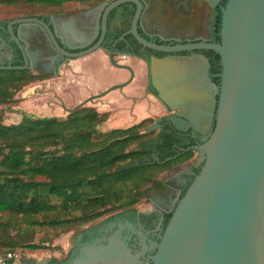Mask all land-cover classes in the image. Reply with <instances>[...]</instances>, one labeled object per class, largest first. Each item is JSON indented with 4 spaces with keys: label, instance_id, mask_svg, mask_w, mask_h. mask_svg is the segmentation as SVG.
Listing matches in <instances>:
<instances>
[{
    "label": "water",
    "instance_id": "obj_1",
    "mask_svg": "<svg viewBox=\"0 0 264 264\" xmlns=\"http://www.w3.org/2000/svg\"><path fill=\"white\" fill-rule=\"evenodd\" d=\"M127 1L138 4L129 33L143 47L168 54L213 50L219 55L218 85L202 53L153 56L148 61L157 98L188 119L198 133L209 134L213 129L203 144L194 147L198 163L175 172L181 177L176 189L182 191L194 168L201 166L184 196L174 202L159 242H151L150 248L137 254L115 241L108 246L92 245L74 264H264V0H226L220 9L219 43L213 42L216 7L223 0H153L142 19L138 0H118L110 9ZM23 23L15 34L13 25ZM139 24L149 35L168 38L166 33L183 32L190 41H203L158 45L139 34ZM42 26L47 27L38 19H19L9 24L8 32L23 49V27L31 29L36 39ZM102 39L103 35L96 46L73 56L95 51ZM109 58L113 66L129 69L118 65L112 55ZM27 65L26 60L24 66H0V70H24ZM122 87L114 85L75 108L64 109L72 113ZM147 250L153 254L144 262L141 257Z\"/></svg>",
    "mask_w": 264,
    "mask_h": 264
},
{
    "label": "trees",
    "instance_id": "obj_2",
    "mask_svg": "<svg viewBox=\"0 0 264 264\" xmlns=\"http://www.w3.org/2000/svg\"><path fill=\"white\" fill-rule=\"evenodd\" d=\"M54 2L0 0V18L41 14ZM40 79L0 70V108ZM107 120L81 107L65 119L24 116L7 126L0 109V252L47 249L34 243L44 230L72 231L142 204L149 185L195 158L193 141L182 144L170 127L155 132L152 119L104 133Z\"/></svg>",
    "mask_w": 264,
    "mask_h": 264
},
{
    "label": "flooded vegetation",
    "instance_id": "obj_3",
    "mask_svg": "<svg viewBox=\"0 0 264 264\" xmlns=\"http://www.w3.org/2000/svg\"><path fill=\"white\" fill-rule=\"evenodd\" d=\"M54 1L41 14L0 20V66H24L27 60V69L24 70L41 77L44 84L64 74L65 77L60 81L59 100L67 109L75 108L77 104H81L92 96L99 95L114 85L122 84L124 87L89 102L100 101V103L93 104L91 107L99 113H106L108 119L114 121L152 119L155 121L153 126L157 127V131H163L167 127H170L171 131L175 130L177 133L176 139L182 144H189L193 141L195 147L203 144L209 138L211 131L209 134L198 133L188 119L169 110L157 98L150 82L148 61L153 56L158 58L167 56L189 57L202 53L210 62L212 80L213 82L218 81V85L221 62L215 51L190 50L168 54L143 47L129 33L138 10V4L134 1L121 3L112 9H110L111 6L118 0ZM138 1L141 4L140 18L142 19L153 0ZM225 2L223 0L216 7L218 17L214 43L220 42V22L218 23V21H220V9L225 5ZM19 19H38L47 26H42V31L38 30L39 38L36 39L32 38L31 29L23 27L22 32L26 39V41L21 42L23 49L8 32L9 24ZM21 25H26V23L13 25L12 28L15 34L18 33ZM149 29L150 32L153 31V29ZM138 30L139 34L145 39L162 46L187 45L203 41L202 39L190 41L188 39L189 34L183 32H176L174 35L166 33L165 35L168 38L154 32V34L149 35L145 33L140 24ZM50 32L54 34V37ZM102 35L103 39L95 51L81 57L73 56L82 54L96 46ZM96 55H100L107 61V70L113 72L124 71L126 77H119V73L112 74L110 76L117 78L115 83L104 86L97 92H89L83 95V98H79L81 96L80 90L91 85L90 74L97 73L101 67L100 63L93 61ZM110 55L113 56L118 65L129 67V69L113 66L109 58ZM68 88L75 92L74 95H70V100L76 99L74 103L70 100L67 103V100L63 99ZM87 105L84 107H88ZM161 106L165 108L164 112L161 111ZM66 113V117L71 114L68 111ZM197 155L198 152L195 156L197 157ZM197 163L195 159L187 166L196 165ZM200 169L201 166L194 168L182 191L176 189L181 185V177L177 181L160 178L158 184L153 183L147 187L145 203L108 214L97 220L93 225L94 227H91L92 229H86L83 232L81 243H78L75 249L68 253L67 259L62 260L60 257L53 255L48 256L40 264H68V261L73 264L76 259L83 255V249L86 245L96 243L108 246L111 241L124 242L133 254L143 252L145 248H150L151 242H159L171 219L174 202L184 196ZM150 254H153V252L147 250L141 260L146 262ZM122 258L124 262L129 261L130 263V260H127L125 256Z\"/></svg>",
    "mask_w": 264,
    "mask_h": 264
},
{
    "label": "rangeland",
    "instance_id": "obj_4",
    "mask_svg": "<svg viewBox=\"0 0 264 264\" xmlns=\"http://www.w3.org/2000/svg\"><path fill=\"white\" fill-rule=\"evenodd\" d=\"M64 77L65 75L61 74L59 78H54L51 81H47L46 84H44L42 79H40L32 84L25 86L16 95V99L20 100L18 104L11 103L8 105H4L0 108L2 113L4 114V124L7 126L19 124L23 121L24 116H27L32 119H38V118L65 119L67 113L63 108L64 107L63 103H61L59 100L60 81ZM66 91H67L66 93L69 95L75 94V92H72L70 88H68ZM74 97L76 98L77 96ZM75 101L76 99L70 100V102L72 103H74ZM98 103H100V101L95 103H89L87 106L91 107V105ZM78 105L79 104H77V106ZM164 110L165 108L161 106V111L164 112ZM133 123H134L133 121H114L108 119L104 124L100 126L99 129L102 132L106 133L113 129L128 128ZM153 130L156 132L157 127L156 129ZM138 147H139L138 145H135L133 148L136 149ZM174 171L175 170L166 171L165 173L162 174L161 176L162 179L171 180V178L174 175ZM143 203H145V201ZM95 223L96 221L67 232L51 231V230L42 231L35 237L34 243H36L37 245H41L42 247H48V248L38 249V250L28 249L27 251H24L25 253L22 252L25 255L24 259L36 258L37 260L42 262L48 256H53V255L60 257V259L62 260L67 259L69 255L68 253H70V251L75 249L78 243H81L82 241L81 239L83 238V232L86 231V229H92ZM119 243H124V242L119 241ZM92 245L102 246V244L96 243V244L86 245L84 249L91 247ZM69 262L70 261H68V264H70Z\"/></svg>",
    "mask_w": 264,
    "mask_h": 264
},
{
    "label": "crops",
    "instance_id": "obj_5",
    "mask_svg": "<svg viewBox=\"0 0 264 264\" xmlns=\"http://www.w3.org/2000/svg\"><path fill=\"white\" fill-rule=\"evenodd\" d=\"M94 60L96 62L100 63L101 67H100V69H98L97 73L95 72V74H94V72H93L92 74H90L91 75V79H90L91 85H90V87H83V89L80 90V95L81 96H79V98H83V95H86L89 92H91V93L97 92V91L101 90L104 86H108V85H110L112 83H115L117 78H114V76L113 77L110 76L112 74L116 75V73H119L120 74L119 77H121V78L126 77V73L124 71H119V72L115 71V72H113L112 70H107V68H108L106 66V62L107 61L103 57H101L100 55H98V56L96 55V57H94L93 61ZM70 98H71V96L69 94H64L63 99L67 100L66 101L67 103H69L68 100H70ZM133 122L134 123L131 124V126L141 122V119L138 120V121H133ZM196 158L197 157L195 156V158L192 161H194ZM179 177H180L179 174L176 175V173H174V175L171 178V180L172 181H177L179 179ZM27 259H31V260L37 262L36 264H40L41 263L36 258H27ZM25 260L24 261L22 260V261H20V262H18L16 264H24Z\"/></svg>",
    "mask_w": 264,
    "mask_h": 264
},
{
    "label": "built area",
    "instance_id": "obj_6",
    "mask_svg": "<svg viewBox=\"0 0 264 264\" xmlns=\"http://www.w3.org/2000/svg\"><path fill=\"white\" fill-rule=\"evenodd\" d=\"M25 255L23 253L17 252H8L2 253L0 252V264H16L22 260H24Z\"/></svg>",
    "mask_w": 264,
    "mask_h": 264
}]
</instances>
